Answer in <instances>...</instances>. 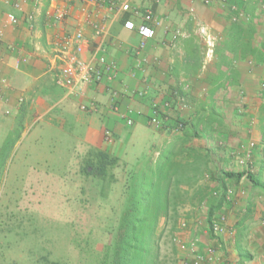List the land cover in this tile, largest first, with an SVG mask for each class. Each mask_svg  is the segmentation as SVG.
<instances>
[{
	"label": "crops",
	"instance_id": "crops-1",
	"mask_svg": "<svg viewBox=\"0 0 264 264\" xmlns=\"http://www.w3.org/2000/svg\"><path fill=\"white\" fill-rule=\"evenodd\" d=\"M20 1L21 6L16 8L0 0V149L15 128L21 105L26 109L21 139L30 131L31 119L33 123L43 122L44 130L62 131L71 137H77L74 132L80 127L85 129L86 139L102 131L104 136L108 130L118 139L119 155L128 153L131 138L145 136L149 139L145 156L154 162L168 152L174 163L185 166L196 163L194 151L209 150L212 152L207 161L209 170L240 171L243 168L231 156L232 151L254 141L253 174L261 185L246 177L239 181L226 179L228 187L235 188L237 193L245 191L234 202L227 201L223 208L233 232L211 237L202 227L198 231V224L192 222L189 234L191 239H198L201 251L216 249L217 258L203 264H264V121L262 101L257 96L264 80V66L236 62L242 85H230L225 100L217 104L225 116L224 131L215 127L205 129L199 125L201 120L196 121L197 131L196 128L175 131L170 122L177 116L192 120L206 99L211 88L207 78L216 75L218 61L214 54L209 57L207 51L210 43L215 46L217 40L225 39L230 11L219 0H210L209 4L204 0H120L128 1L132 9L141 12L152 9L159 21L157 25L151 24L154 35L137 53L142 40L138 26L144 23L141 14L122 13L118 7L109 11L84 0H57L55 4L50 0ZM244 1L231 0L239 6ZM54 5L67 11L66 18L54 19ZM9 13L18 17L16 25L9 22ZM30 13L34 14V21L28 19ZM86 14L105 27L103 37L94 34ZM260 23L263 29L264 15ZM79 30L90 41L89 49L80 57L89 59L102 42L99 52L117 66L112 82L80 84L73 90L58 84L66 54L56 43L64 35H74ZM74 47H70L69 53H75ZM179 90L185 93V98L177 100L175 108L170 109L172 93ZM113 97L116 107L112 106ZM155 104L167 114L164 123L168 124L162 130L149 126ZM238 105L242 111L237 109ZM82 106L88 110H82ZM127 117L133 119L132 125L127 124ZM195 167L196 171L206 170L200 162ZM219 172L201 174L196 186L207 188L221 183L223 177Z\"/></svg>",
	"mask_w": 264,
	"mask_h": 264
},
{
	"label": "trees",
	"instance_id": "trees-1",
	"mask_svg": "<svg viewBox=\"0 0 264 264\" xmlns=\"http://www.w3.org/2000/svg\"><path fill=\"white\" fill-rule=\"evenodd\" d=\"M238 7L239 11L245 13L246 18L233 21V12H230V26L226 37L215 42L214 57H218L215 64L217 73L207 78L211 88L192 120L179 116L171 119L172 127H177V131L188 128H196L197 131L196 123L200 120L199 125H203L205 129L215 127L224 131L227 126L225 116L218 110L217 104L225 100L230 85H242L241 72L236 62L249 61L251 67L264 66V28L260 29L262 24L260 20L264 15V0H245ZM172 94L170 109L175 108L177 100L185 98V93L180 90ZM257 96L262 101L261 115L264 121V80L259 86ZM237 109L241 110L239 105ZM25 115V106L21 105L15 118V128L0 149V187L11 148L16 146L25 130ZM204 116L209 119L206 120ZM167 124L163 123L162 127L156 129L162 130ZM194 153L196 155L194 164L182 166L174 163L172 155L163 152L156 162L148 156H143L145 161L137 164L134 170H129L128 153L119 155L111 147L88 148L82 172L87 177H94V187L102 210H108V214L103 216L100 230L105 231L109 238L99 253L98 264H162L158 238L163 234L165 226L173 227L179 223L182 207L186 205L193 207L197 212L193 224L202 223L199 219L201 217L204 223L202 228L209 236L217 237L213 231V222L227 203L226 192L229 187L226 181L228 179L239 181L245 176L261 185L253 171L244 168L240 171L209 170L207 161L211 158L212 152L196 150ZM197 162L205 164L206 170L204 168L196 171ZM214 172H219L223 177L221 183L207 188L196 186L199 176L205 174L207 176V173ZM119 173L123 174L121 181L118 180ZM182 223L179 224L181 228ZM186 224L187 227L190 225L188 221ZM192 240L195 238H189L187 242ZM185 260L190 263L189 258L184 257L179 264ZM39 264L70 263L51 259L48 251L40 256Z\"/></svg>",
	"mask_w": 264,
	"mask_h": 264
},
{
	"label": "rangeland",
	"instance_id": "rangeland-1",
	"mask_svg": "<svg viewBox=\"0 0 264 264\" xmlns=\"http://www.w3.org/2000/svg\"><path fill=\"white\" fill-rule=\"evenodd\" d=\"M33 122L31 119L30 131L11 152L0 187V264H39L40 256L48 251L53 260L98 264L109 238L100 230L108 210H102L94 177L85 176L82 168L90 146L111 147L118 153V139L112 135V141H107L103 131L86 139L81 127L74 132L78 138L71 137L42 129L43 122ZM148 142L145 136L131 138L129 170L141 164ZM122 179L119 173L118 180ZM188 206L182 207L179 223L165 226L158 238L162 264H179L184 259L173 238H190L189 226H179L197 218V212ZM199 219L198 231L204 224Z\"/></svg>",
	"mask_w": 264,
	"mask_h": 264
},
{
	"label": "built area",
	"instance_id": "built-area-1",
	"mask_svg": "<svg viewBox=\"0 0 264 264\" xmlns=\"http://www.w3.org/2000/svg\"><path fill=\"white\" fill-rule=\"evenodd\" d=\"M52 4H55L57 0H50ZM88 4H94L100 8H104L109 11H113L115 8H119L122 13L134 12L136 14H141L144 23L138 26V31L142 36L140 42V47L137 50L139 53L146 45L147 40L152 38L154 35V29L151 24H159L157 17H155L152 9H147L144 12H141L138 9H132L128 1L122 2L120 0H84ZM220 3L228 9L230 12H233L232 19L237 21L240 19H245L246 15L244 12L239 11L237 4L232 3L231 0H219ZM6 3H11L16 8L21 6L20 0H4ZM206 4L210 3V0H204ZM67 11L56 5L53 6V17L55 20H63L67 16ZM28 19L34 21L35 16L33 13L28 14ZM8 20L13 25L18 23V17L12 13L8 14ZM86 20L92 27L94 34L97 37H103L106 32L105 27L98 21L91 19L89 14H86ZM58 49L66 54V63L61 67L59 75L57 77V82L60 86L66 87L69 90H73L75 87L80 84H90V83H109L112 82L117 74V66L113 61H110L104 54L99 52L102 47V42L99 43L95 53L89 59H83L80 57V54L85 52L90 47L89 39L83 34L81 30L77 31L74 35H64L56 43ZM72 45H75V53H69V49ZM213 44L210 43L208 48V55L212 57L214 54ZM147 81V78L145 79ZM140 94L144 91H140ZM115 97L112 98V106L116 105ZM116 107V106H115ZM82 110H88L87 106H82ZM166 112H163L156 104L153 106L152 114L149 117V125L154 128H160L163 126L164 120L166 117ZM167 120V119H166ZM127 124L132 125L133 119L131 117L126 118ZM172 130L177 131V127H174ZM105 139L107 141H112V133L108 130L104 133ZM255 147V142L250 141L246 145H242L237 150L232 151L231 156L234 157L238 164L246 169L247 171H253V149ZM245 177V176H244ZM245 194L244 190H239L236 192V189L229 187L226 192V198L228 202H234L235 197H241ZM236 199V198H235ZM183 228L187 227L186 222H183L181 225ZM213 231L217 237L223 236L226 233H232L228 225V215L222 209L216 216V219L213 222ZM174 244L178 249L184 252L186 258H189L190 263L187 260L183 261L182 264H203L207 261H214L217 257L216 249L209 247L205 251H201L199 248L198 239L187 242L181 238L174 237ZM229 264V263H227Z\"/></svg>",
	"mask_w": 264,
	"mask_h": 264
}]
</instances>
